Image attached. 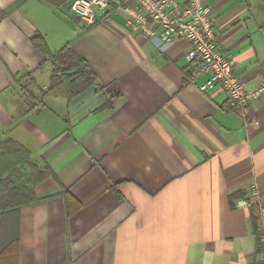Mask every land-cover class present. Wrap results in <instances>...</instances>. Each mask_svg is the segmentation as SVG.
<instances>
[{
  "label": "crops",
  "instance_id": "obj_1",
  "mask_svg": "<svg viewBox=\"0 0 264 264\" xmlns=\"http://www.w3.org/2000/svg\"><path fill=\"white\" fill-rule=\"evenodd\" d=\"M71 1L0 0V140L55 177L35 187L36 203L0 214V264H256L264 97L229 108L219 87L184 81L188 42L141 40L115 9L87 26ZM202 2L216 18V48L256 88L264 0ZM35 34L50 53L68 47L84 60L96 85L71 101L62 86L45 93L52 66ZM63 190L80 206L69 218Z\"/></svg>",
  "mask_w": 264,
  "mask_h": 264
},
{
  "label": "built area",
  "instance_id": "obj_2",
  "mask_svg": "<svg viewBox=\"0 0 264 264\" xmlns=\"http://www.w3.org/2000/svg\"><path fill=\"white\" fill-rule=\"evenodd\" d=\"M112 9L128 16V26L141 40L159 39L162 44L186 41L189 50L184 55L183 79L206 92L219 87L229 108L246 110L264 97V81L247 89L243 80L233 73L232 63L216 48V18L202 0H189L180 6L175 0H72L69 11L80 22L93 26ZM201 76H206L198 84ZM252 203H257L253 196ZM247 203L239 201L238 206ZM259 254L256 264H264V208H258Z\"/></svg>",
  "mask_w": 264,
  "mask_h": 264
},
{
  "label": "trees",
  "instance_id": "obj_3",
  "mask_svg": "<svg viewBox=\"0 0 264 264\" xmlns=\"http://www.w3.org/2000/svg\"><path fill=\"white\" fill-rule=\"evenodd\" d=\"M51 3V0H43ZM33 46L44 55L52 66V73L47 92L64 87L68 101H71L96 85V77L89 70L84 60L75 55L68 47L56 53H50L42 36L35 34L31 37ZM116 96L110 98L103 105V109L110 108ZM55 179L47 166L39 167L30 160L29 153L12 140H0V214L8 211H18L21 207L34 204L38 201L35 196V187L47 178ZM119 198L116 190H113ZM66 216L71 217L79 204L67 192L62 191ZM244 193H238L229 198L230 204L244 199ZM75 209L71 210L72 207ZM250 221L253 230L259 233L258 216L254 207L250 208ZM259 254V245H258ZM257 254V255H258Z\"/></svg>",
  "mask_w": 264,
  "mask_h": 264
}]
</instances>
